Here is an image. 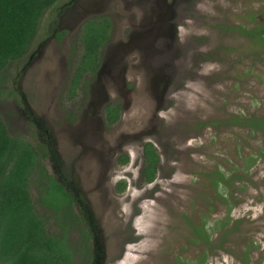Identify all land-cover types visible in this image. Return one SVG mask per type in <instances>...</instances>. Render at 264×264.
<instances>
[{"label":"rangeland","instance_id":"rangeland-1","mask_svg":"<svg viewBox=\"0 0 264 264\" xmlns=\"http://www.w3.org/2000/svg\"><path fill=\"white\" fill-rule=\"evenodd\" d=\"M129 1L105 0L100 12H92L100 13L97 20L107 18L111 24L109 39L99 53L108 71L102 73L100 87L108 90L109 104H121L127 110L114 126L102 130L97 119L83 117L92 99L97 105L100 100L108 102L102 100V90L96 97L92 95L98 74L85 73L74 96L67 82L63 84L66 68L70 79L83 57L82 29L74 33L71 47L64 46L68 42L54 40L46 47L44 58L26 73L19 75L29 55L0 73L1 120L11 137L22 138L37 150L42 144L46 147L44 130L41 141L34 128L16 122L19 114L13 99L22 86L44 129L54 130L61 172L67 175L73 169L78 179L75 183L90 200L103 231L104 264H177L180 257L197 263L205 255L206 264H240L235 256L251 250L254 253L248 264H264V161L257 159L246 170L247 159L257 158L264 149V137L230 122L234 115L264 117V55L239 29L264 23L260 11L264 0H177L175 12L181 21L174 46L168 48L164 40L153 45L150 39L122 60L118 45L134 36L131 25L155 20L145 12L148 3ZM65 2L60 0L56 9ZM56 9L44 14L42 27L52 23L53 13L59 12ZM169 63L171 71L166 73L161 67ZM168 73L172 74L171 89L162 96L170 81ZM121 143L127 146L121 156L129 161L119 165L116 156L109 154ZM147 143L153 144L160 155L153 183L143 175ZM94 150L102 151L98 154ZM86 160L97 166L94 174ZM41 164L47 171L52 167L46 158ZM218 171L226 180L236 173L243 177L230 191L239 203L236 215L245 216L237 224L235 231L239 234L231 235L228 245L219 241L227 246L226 252L217 250L219 255L200 241L197 245L191 241L192 229L200 226L208 211L209 197L215 196L209 188L213 177L209 175ZM35 181L36 174L29 188L36 213L46 219L47 232L59 236L56 217L43 205ZM120 182L126 184L121 193L117 191ZM219 208L214 206V215H223L224 209ZM70 240L73 247L80 242L84 245L78 231L70 232ZM79 254L76 263L88 264V252Z\"/></svg>","mask_w":264,"mask_h":264},{"label":"trees","instance_id":"trees-1","mask_svg":"<svg viewBox=\"0 0 264 264\" xmlns=\"http://www.w3.org/2000/svg\"><path fill=\"white\" fill-rule=\"evenodd\" d=\"M59 5L60 0H0V73L5 71L10 63L21 62L26 58L42 28L44 14ZM260 11L264 13V6ZM239 29L250 39L252 46L258 48V53L264 55V23H258L253 29ZM110 31L111 24L107 18L95 19L86 24L82 37L84 53L72 79L71 96H74L80 87L85 73L96 74L101 65L100 49L108 41ZM121 109V105L107 109V120L111 124L119 120ZM230 122L242 129L264 134V117L234 115ZM39 153V150L24 139L11 137L0 118V264H77L76 253L83 256L84 252H88L90 264L91 238L83 227V221L74 211L70 194L51 179L41 164L42 157ZM144 153L146 166L143 175L148 183H153L160 155L151 143L145 144ZM43 156L46 157V154ZM257 159L258 156L247 159V171L255 165ZM128 161L127 156L120 158L122 164ZM34 174L36 185L41 189L43 205L51 209L56 217L60 228L59 236L48 233L46 219L36 213L29 192ZM211 176L214 187L222 184L231 188L236 180L243 179L236 174L226 180V176L220 171L211 173L209 177ZM125 188L124 182L117 185L120 193L125 191ZM85 220L89 225V220ZM72 231L82 234L84 245L80 242L76 247L72 246ZM192 234L196 236L191 239L194 244L200 241L202 245L216 246L203 227H194ZM207 258L205 255L200 262L195 263L180 257L177 264H202Z\"/></svg>","mask_w":264,"mask_h":264},{"label":"flooded vegetation","instance_id":"flooded-vegetation-1","mask_svg":"<svg viewBox=\"0 0 264 264\" xmlns=\"http://www.w3.org/2000/svg\"><path fill=\"white\" fill-rule=\"evenodd\" d=\"M104 1L105 0H83V4H78L79 0H66L63 6H61V8L59 9V12L56 14L53 13L52 16L55 17V19L52 20V23H49L48 27H42L40 30L42 31L41 33L40 31L38 32L36 36V40L34 41L35 44H33V47L30 48L27 54L29 55L27 63L24 64L23 69L21 68L19 75L26 73V71L30 70L35 63L42 60L44 58L46 47L49 44H51L54 40L57 43L68 42L64 44V46L69 45V47H71L74 33L80 32L81 29H82V33H84V28L86 24L89 21H91V19H96L95 17L100 15V13L92 14V12H100L98 11V9L103 5ZM125 1L126 3H128V0ZM122 2H124V0H122ZM133 2L134 0L129 1V3L131 4ZM141 2H146L149 4L148 6L149 9H147L145 12H150L151 15L154 16L155 20L151 22L142 19L143 20V21L141 20L142 22L139 21L138 23H136L138 25L141 22L138 26H136L135 24L131 25L132 26L131 28L134 31V36L129 42L126 43L122 42L118 45V50L122 53L120 56L122 60H125L126 56L129 53L133 52L135 49L140 48L141 46L142 47L145 46L146 41L150 39L153 41V45L155 44V42L159 43L161 40H164L168 48H172L177 40L178 24L181 21L178 12H175L177 10V0H142ZM64 10L66 11L69 10V12H64ZM101 12L104 11L101 10ZM82 37L83 35L81 36V41H82ZM163 53L164 51H162V54ZM63 57H65V55ZM117 63H118L117 61L113 62L114 69L116 68ZM103 64L104 62L101 61V65L97 70L96 74L99 73ZM161 68H164L166 73L171 71L170 63L166 66H162ZM122 71L125 72L124 69ZM67 73L68 70L66 68L65 74L63 76V84L67 82L70 90L72 85V79L74 76L73 74L75 73V71L71 75L72 77L70 79ZM105 73H108V71L106 70ZM115 76L124 77L126 75L116 74ZM171 76L172 74L168 73L169 80ZM101 79L103 78L100 77V79L98 78L96 79L97 81L96 90L95 92H93L92 95L96 97V95L100 93V90H102L104 94V98L102 100L103 101L108 100V102L103 103L100 100L99 104L97 105L96 102L92 99L87 105V112L84 113L83 117H85L88 120L97 119L96 121L99 122L101 126L100 128H102V130L108 131V129L114 126L117 122L111 124L107 120L108 117L107 109L109 107H116L117 105H121V104H116V105L109 104L110 94L105 87H100ZM170 86H171V80L169 81V83L166 82L162 91V96L169 93L171 89ZM17 93H18V97H15L13 99V102L17 105V112L19 114L18 118L16 119V122L18 124L22 123L25 126L29 125L30 127L34 128V130L38 133V138H40L41 141H42L41 132L44 130V133L46 135V140H45L46 147L42 144L39 147L40 150H44V151H42V153L40 150L39 151L42 158H46L48 159L49 163L50 162L52 163V167H50V170H48L47 172L52 180H54L59 186H61L66 193L70 194L73 201L72 206L74 208V211L80 217L81 221H83V227L86 230V233L91 238L90 252H91L92 262H90V264H104L106 258H105V249H104L103 237H102L103 231L101 230L100 223L94 217L93 208L90 204V200L86 196L87 194L85 195L81 190L80 186L75 183L76 181H78V179L75 177L73 169H70V172L67 175L61 172V168H62L61 158L59 153L57 152L56 143L53 140V136H52L54 130L52 129L50 131L49 129H44L45 126L42 123V119H40L37 116V114H35V112L33 111L32 107L29 104L28 97L24 92L22 86H19V92L17 91ZM18 100L20 102H17ZM121 107H122L121 114L127 111V110L125 111V107L123 105H121ZM258 135L264 137V134L262 132H258ZM106 144H109V142ZM101 151L94 150V152H97L98 154H101ZM124 151L127 152V146L125 143H121L116 148V150H113L112 153L109 155L116 156V162L119 163V165H121L122 163L120 162V158L122 157L121 154ZM44 154H46V157L43 156ZM143 155L146 161L145 153ZM259 159L264 161L263 148H261L260 151L258 152V160ZM88 161L89 160H86V162ZM95 167L97 166L94 163H89V169L92 174L95 173V169H96ZM116 173H117V168H114V174ZM209 188L212 189L211 193L213 192L215 196L213 199L209 197L206 203L208 211L207 212L205 211V214L202 217L203 219L199 227H203V229L207 232V234L211 236L212 243L216 245L213 247L208 246V248L214 250L219 255V252L217 250H221L220 254L222 253V250L226 252L227 246H225V244L228 245L226 241H228L230 236L239 234V232L235 230H237L236 228L237 224L242 223L243 220H245V216L239 217L236 215L235 209H238L239 203L237 204V202L233 199L236 196H234V193L230 191L229 186L220 184L217 187L210 185ZM214 206L220 207L219 210L221 208L224 209V213L222 216L214 215V210H213ZM215 217H218L220 219H217ZM85 219L89 220V225H87ZM207 220H209V223ZM214 222L217 223L215 226L213 225ZM89 228L91 229V232ZM231 230H233L232 233ZM219 241L222 242L225 241V244L223 245L222 242L219 243ZM254 243L253 245L258 247V243L257 242ZM204 247L206 248V245H204ZM98 248H101L100 249L101 251H99ZM256 249L258 250V248ZM253 253L254 252L252 250L249 252L243 251L240 256H235V257H239V260L236 259L234 260L239 262L240 264H248V262L250 261V255ZM200 260L201 259H199L196 262H200ZM206 261L202 264H206ZM258 261H262V259H259Z\"/></svg>","mask_w":264,"mask_h":264},{"label":"water","instance_id":"water-1","mask_svg":"<svg viewBox=\"0 0 264 264\" xmlns=\"http://www.w3.org/2000/svg\"><path fill=\"white\" fill-rule=\"evenodd\" d=\"M105 69H106V64L105 65L103 64L102 68L100 69V71L98 73V79H100V77H101L102 73H104ZM98 249H99V251H101L100 250L101 248H98Z\"/></svg>","mask_w":264,"mask_h":264}]
</instances>
